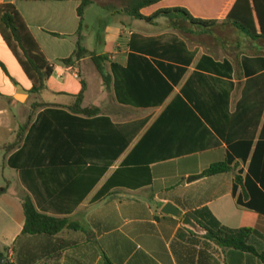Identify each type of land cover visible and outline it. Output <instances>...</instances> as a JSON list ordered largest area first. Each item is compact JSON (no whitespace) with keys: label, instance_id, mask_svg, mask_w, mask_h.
<instances>
[{"label":"crops","instance_id":"obj_1","mask_svg":"<svg viewBox=\"0 0 264 264\" xmlns=\"http://www.w3.org/2000/svg\"><path fill=\"white\" fill-rule=\"evenodd\" d=\"M235 1L165 0L141 12L151 16L160 10L183 9L197 19L217 20L216 25L204 27L181 13L145 22L124 12L130 0H92L84 12L81 43L89 53L107 56L105 70L111 82L105 86L96 71L90 86L85 69L92 62L89 57L71 66L61 63L76 50L80 0H0V5L14 6L53 70L46 89L32 94V84L0 36L4 260L264 264L259 258L264 254V216L236 205V197L244 195L241 184L233 195L235 177H245L249 161L236 159L230 172L200 178L210 165L226 159L232 144L264 141V38L252 40L226 21ZM95 6L111 14L97 18L102 25L99 32L88 20ZM90 44L102 48L100 53L88 49ZM82 83V108L98 109L99 117L108 118L127 138L126 149L110 166L88 160L85 145L72 146L56 132L53 112L69 113ZM166 86L172 91L159 105L124 103L139 95L145 100ZM45 110L52 113L42 118ZM122 167L125 185L104 191ZM190 178L198 180L188 184ZM24 195L39 213L67 219L77 228L54 237L22 235ZM168 202L183 215L206 208L223 227L251 229L255 253L221 248L206 235L183 228L180 219L160 213Z\"/></svg>","mask_w":264,"mask_h":264},{"label":"trees","instance_id":"obj_2","mask_svg":"<svg viewBox=\"0 0 264 264\" xmlns=\"http://www.w3.org/2000/svg\"><path fill=\"white\" fill-rule=\"evenodd\" d=\"M162 1L165 0H130L126 4L124 12L135 19L145 22H152L161 15L181 13L194 24L204 27L216 25L217 20L197 19L183 9L160 10L151 16L142 15L141 12L144 9L156 6ZM91 4L92 0H80V5L77 8L79 39L76 44V50L70 58L62 60L61 63L71 66L76 61L89 57L104 85L109 86L111 76L105 70V64L108 61L107 56H96L93 53H89L81 43L80 34L83 30L84 12ZM226 21L231 22L252 40L264 38V0H236L226 17ZM0 36L18 62L23 74L32 84L31 93L39 94L45 90L53 70L45 60L26 24L14 6L10 4L0 5ZM0 66L3 67L1 64ZM84 91L85 85L82 83L81 93L75 97V103L67 109L69 113L63 111L53 112L56 132L64 136L72 146L85 145L87 147L85 154L88 160L94 162L98 159L103 161L106 166H110L126 149L128 145L127 138L122 134L123 131L121 129H117L116 126L111 124L108 118L99 117L100 111L98 109L82 108ZM171 91L172 88L166 86L163 92L159 94L158 92H152L149 94V98L145 100H142L141 95H139L138 98L134 97L131 100L124 101V103L134 106L159 105L163 103ZM39 107L42 106L40 105ZM198 111L209 125L218 131L217 126L209 121L207 115L203 114L201 110ZM47 113H52V111L45 110L42 113V118H46ZM25 127L27 125L22 127V132ZM111 134H117L118 137L111 138ZM101 144L102 147L96 151L95 147L101 146ZM229 149L230 153H228L226 159L210 165L201 174L200 178H211L230 172L236 159L245 163L249 161L245 177L242 178L239 174L235 177L236 185L234 186L233 195L235 197L237 185L241 184L244 195L236 197V205L264 216V141H258L255 145L251 141L237 142L232 144ZM124 176L125 167L116 170L107 181L104 191L112 187L125 185L122 181ZM5 191L4 188L0 189V197ZM20 200L25 217L22 235L54 237L63 230H75L77 228L76 224L67 219H57L39 213L27 195L22 196ZM187 215L208 231L204 238L217 246L240 252L255 253L251 245V237L253 235L251 229L234 230L223 227L206 208L190 211ZM1 258H4L2 252H0ZM259 258L264 263V254L259 255ZM105 263L110 264L107 260H105ZM3 264L14 263L4 260Z\"/></svg>","mask_w":264,"mask_h":264},{"label":"water","instance_id":"obj_3","mask_svg":"<svg viewBox=\"0 0 264 264\" xmlns=\"http://www.w3.org/2000/svg\"><path fill=\"white\" fill-rule=\"evenodd\" d=\"M196 180H198V178H190L187 180V183H193ZM160 213L162 215L165 216H171L174 217L176 219H180L181 220V226L183 228H186L190 231H192L194 234L199 235V236H204L208 234V231L206 229H204L201 225H199L194 219H192L190 216L188 215H183L182 210H180L177 206H175L174 204L168 202L166 203L161 209H160ZM4 263V258L0 259V264Z\"/></svg>","mask_w":264,"mask_h":264},{"label":"rangeland","instance_id":"obj_4","mask_svg":"<svg viewBox=\"0 0 264 264\" xmlns=\"http://www.w3.org/2000/svg\"><path fill=\"white\" fill-rule=\"evenodd\" d=\"M91 10L92 11H91V13L89 15L88 20L94 26L95 32H99L101 30V26L102 25L99 22L96 21L97 18L107 19V18L110 17L111 14L106 9L99 8L98 6L93 7V9H91ZM87 47H88V49H90L91 51H95L96 53H100V51L102 50V48H100V50H99L98 46H96V45H91L90 44ZM85 69L89 73V76L87 77L88 84L90 86H94V83H95V80H96V77L98 76V74H97V72L95 70V67L92 64V62L87 63L85 65Z\"/></svg>","mask_w":264,"mask_h":264}]
</instances>
